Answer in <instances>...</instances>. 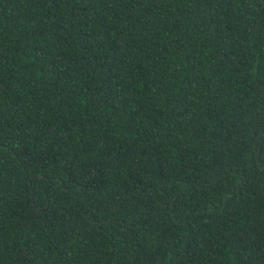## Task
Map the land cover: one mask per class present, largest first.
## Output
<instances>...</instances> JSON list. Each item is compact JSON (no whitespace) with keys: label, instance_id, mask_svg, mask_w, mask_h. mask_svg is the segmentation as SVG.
Listing matches in <instances>:
<instances>
[{"label":"trees","instance_id":"16d2710c","mask_svg":"<svg viewBox=\"0 0 264 264\" xmlns=\"http://www.w3.org/2000/svg\"><path fill=\"white\" fill-rule=\"evenodd\" d=\"M0 264H264V0H0Z\"/></svg>","mask_w":264,"mask_h":264}]
</instances>
